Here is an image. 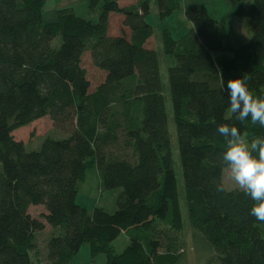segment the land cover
I'll list each match as a JSON object with an SVG mask.
<instances>
[{
	"label": "trees",
	"instance_id": "1",
	"mask_svg": "<svg viewBox=\"0 0 264 264\" xmlns=\"http://www.w3.org/2000/svg\"><path fill=\"white\" fill-rule=\"evenodd\" d=\"M121 1L88 0L97 21L64 8L45 23L47 0H0V264H72L84 245L105 264H183L162 55L174 61L168 81L188 225L215 264H264V222L249 214L254 202L239 189L217 191L226 140L216 131L228 124L249 141L264 136V127L229 111L225 91L229 79L243 78L264 97V0L235 8L251 33L237 49L202 5L155 0L159 20L182 12L189 24L176 39L147 21L149 0L138 10ZM113 14L122 18L120 35L110 33ZM86 54L104 75L95 87ZM47 117L65 137L48 135L28 152L14 132ZM93 169L102 193L120 190L115 211L78 205ZM35 206L46 209L43 221L29 214ZM46 225L51 233L41 244ZM122 234L130 243L116 253Z\"/></svg>",
	"mask_w": 264,
	"mask_h": 264
},
{
	"label": "rangeland",
	"instance_id": "2",
	"mask_svg": "<svg viewBox=\"0 0 264 264\" xmlns=\"http://www.w3.org/2000/svg\"><path fill=\"white\" fill-rule=\"evenodd\" d=\"M139 0H129L128 4H134ZM248 0H201L202 3L206 4L208 9L209 5L219 7L220 5H224L229 3L231 6L230 13L225 10L222 13H218L220 17L224 19V25L227 26L229 33L231 34L232 45L235 49L239 48L241 44V39L246 35L248 38L251 36L248 26V20L243 18L233 17V13L235 8L240 3H247ZM251 1V0H250ZM192 2L189 1V5ZM234 3H237L236 6ZM184 4H186V0H184ZM64 8H72L76 15L79 17H83L86 19H91L93 21H97L98 14L91 13L88 8V0H47L45 11H44V22L50 23L57 19V12L60 9ZM211 10H209L210 12ZM212 13H216L212 11ZM214 15V14H213ZM232 16L234 20L238 21V25L233 27L231 20H227L228 17ZM225 17V18H224ZM147 21L154 26V28L159 32L165 28H170L173 31V35L180 38L182 34H187L189 31V24L184 19L182 12H177L175 15L170 16L164 20H159L157 16V10L155 5L152 7L151 14L147 18ZM121 22L120 17H116L113 20L111 26L112 35H120L121 34ZM128 31V30H127ZM129 33V31H128ZM155 42L151 39L149 43V47H154ZM160 46L157 44V48ZM161 49V48H160ZM159 50V49H158ZM174 63L172 58L164 57L162 55L161 62V77L164 86V94H165V103H166V113L168 117V126L169 133L172 144V156L174 163V170L177 177L178 189H179V198H180V206L182 211L183 223H184V231H183V241L185 243V256L183 264H208L211 261L213 264L218 262L217 257L214 259L210 252L207 250V244L202 240L201 236L195 234V232L188 225V214L184 199V179H183V170L181 165L179 146H178V136H177V127L173 117V105L171 100L169 81H168V69ZM83 66L88 70V77L92 82V86L95 87L99 85L103 79L104 75L101 71L93 67L91 58L89 54H86L83 59ZM51 136L56 139H62L65 135L58 133L56 128L54 127L53 122L49 117L38 120L33 124L23 127L22 129L14 132V136L16 140L23 141L27 145V151L32 152L40 149L44 139L47 136ZM223 182L228 190L238 189L234 183L228 178L227 171L225 169L223 175ZM101 178L97 169H93L87 172L86 181L83 185H81L78 195H77V203L78 205L86 208L88 211H93L96 207H101L109 211H115L117 209V198L120 194V190L113 191H101ZM46 209L43 206H35L31 207L29 210V214L33 218H37L43 221L42 216L46 214ZM51 233V229L48 225H46V229L44 234L41 235L40 243L43 244L47 238V236ZM130 240L125 235L122 234L120 237L114 241L113 247L116 253H121L124 249L129 245ZM214 260V261H213ZM106 257L105 255H99L97 258L92 259L90 256V248L88 245H84L79 254L73 259L72 264H105Z\"/></svg>",
	"mask_w": 264,
	"mask_h": 264
},
{
	"label": "clouds",
	"instance_id": "3",
	"mask_svg": "<svg viewBox=\"0 0 264 264\" xmlns=\"http://www.w3.org/2000/svg\"><path fill=\"white\" fill-rule=\"evenodd\" d=\"M225 91L236 119L244 122L250 117L252 124L264 127V97H254L243 78L229 79ZM216 131L226 140L222 161L228 178L254 202L249 214L264 222V136L249 141L228 124H217ZM224 190L223 182L217 184V191Z\"/></svg>",
	"mask_w": 264,
	"mask_h": 264
},
{
	"label": "crops",
	"instance_id": "4",
	"mask_svg": "<svg viewBox=\"0 0 264 264\" xmlns=\"http://www.w3.org/2000/svg\"><path fill=\"white\" fill-rule=\"evenodd\" d=\"M128 1L129 0H122L121 2H120V5L121 6H132V7H134V9L135 10H138L139 9V7H140V5H139V3L140 2H142V1H144V0H139V1H137L136 3H134V4H128ZM150 2H151V5H152V7L155 5V0H149ZM189 1L190 2H192L190 5H195V4H198V5H202L204 8H205V10L207 11V13L212 17V18H214L215 20H218L219 22H221L222 24H225L224 23V19H222L223 17H220L219 15H217L218 13H222L223 11H224V13H225V10L226 11H228V14L230 13V10H231V6H230V4L229 3H227V4H224V5H220L219 7H216V6H212V5H209V9H208V7H207V5L206 4H204V3H202L201 2V0H186V4H184L185 6H189ZM236 4L237 3H234V5L236 6ZM209 10H211L210 12H209ZM212 11H214V12H216V13H212ZM183 14V13H182ZM214 14V15H213ZM175 14H173V16H174ZM116 17H120V19H122L121 18V16H118L117 14H113L112 16H111V26H112V23H113V20L114 19H116ZM225 18V17H224ZM236 19V18H235ZM227 20H231V22H232V24H233V27L234 26H237L238 25V21L237 20H234L233 18H232V16H230V17H228V19ZM111 26H110V28H111ZM226 28H227V26H226ZM112 29V28H111ZM111 29H110V33H111ZM165 29H170V28H165ZM171 30V29H170ZM227 30H228V28H227ZM172 31V30H171ZM229 31V30H228ZM173 32V31H172ZM112 34V33H111ZM174 34V33H173ZM230 34V33H229ZM114 35V34H113ZM183 35H185V34H182V36ZM244 36L245 37H243L242 39H241V44L243 43V42H245V40H247L248 39V36L246 37V35L244 34ZM175 37V36H174ZM177 38V37H176ZM230 38H231V34H230ZM232 41V40H231ZM22 129V128H21Z\"/></svg>",
	"mask_w": 264,
	"mask_h": 264
}]
</instances>
